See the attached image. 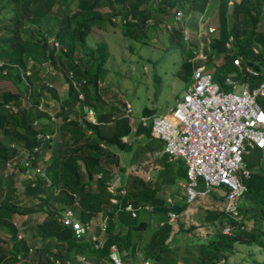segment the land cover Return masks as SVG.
Wrapping results in <instances>:
<instances>
[{"label": "trees", "instance_id": "1", "mask_svg": "<svg viewBox=\"0 0 264 264\" xmlns=\"http://www.w3.org/2000/svg\"><path fill=\"white\" fill-rule=\"evenodd\" d=\"M100 1L0 0V78L9 79L15 86V90L0 91V228L7 234L0 238V264H28L34 258L35 264H54L49 255L57 257L59 264H65V259H70V264H73L76 255L88 260L105 258L111 261V244L115 245L124 264H134L141 258L150 264H178L180 261L182 264H221V260L223 264H232L233 261L234 264H264V256L258 258L251 250L241 252L237 247L256 246L264 254V147L249 141L256 156L244 162L249 176L241 177L245 188L236 202L238 215L235 219L229 217L223 208L205 207L201 220L197 222L187 225L180 221L172 223L168 221L167 212L179 214L184 210L188 204L185 195L181 194L178 202L167 204L164 198L155 196L158 186L137 175L130 177L123 193L118 192V186L116 191L108 189L109 170L102 166L101 161L115 164L118 161L115 153L106 146L119 150L129 148L130 142L122 140V136H128L132 128L126 115L112 116L108 110L101 111L95 123L86 119L83 106L96 108L104 103L98 93V81L109 55L104 41L89 46L86 38L93 25L100 29H107V26L114 29L116 26L122 37L136 38L145 34L153 7L146 5L147 0H132L127 6L123 0H105L108 9L100 11L97 9ZM207 2L158 0L157 12L174 14L180 9L182 16L187 14L190 23L195 24ZM50 12L57 16L54 24L42 29L38 21ZM216 15L215 28L207 31L206 46L209 49L203 48L205 70L211 72L212 78L223 89L227 88L223 77L230 71H236L239 79L247 81L249 86L257 84L264 78V26H257L264 15V0H217ZM113 17L119 18L115 20ZM182 21L183 17L170 28V37L189 42V54L182 64L185 71L180 75L187 81L192 69L191 50L195 44L181 37ZM27 23L36 26L27 28ZM24 31L33 33L34 43L39 44L38 53L28 66L31 68L28 75L24 73L26 64L23 56L29 40L23 36ZM229 36L231 46L228 48L225 43ZM48 37H51V41ZM53 40L57 46L53 45ZM253 46L260 49L257 54L252 52ZM212 49L216 53L222 52L217 65L210 61ZM237 54L241 55L242 65L249 64L259 71L258 76L238 71V66L232 62ZM39 58H47L66 83L62 98L56 94L54 87H48L38 80L37 70L33 67L38 64ZM2 69L5 73L1 72ZM21 80H25L23 87L18 86ZM73 81L79 84L74 85ZM79 91L82 98L77 95ZM46 96L53 104L48 105L44 101L43 108H38L40 98ZM261 100L264 107V98ZM4 104L7 107H3ZM152 112L147 107L143 110L146 115ZM51 115L61 120L57 126V131L61 132L59 136L55 133L54 137L44 140L36 137V134L43 135L49 126L54 127L55 121L50 118ZM134 133L142 134L146 146H150L154 139L158 140L157 149L162 151L163 142L150 134L149 122L142 125L137 120ZM40 143L45 153L41 156V150L35 151L33 156L34 161L39 162L41 171L36 174L32 184L24 181L19 191L13 178L20 175L22 165L19 162L16 164V175L3 177L2 161L20 149L31 150L32 146ZM168 156L162 151L163 166L171 162ZM261 157V165L254 169ZM174 161L177 177L185 179L183 160L176 156ZM79 162L83 164V171ZM95 174L99 176L94 177ZM92 179L96 193L84 192ZM217 189L221 191L220 195H209L222 200V185L211 188L208 193ZM127 204L134 209V215L127 209ZM60 207L74 209L83 223L103 211L105 227L103 230L96 228L92 233L87 230L75 237L70 226L57 219ZM37 211H43L44 215L34 224L32 234L41 241L53 239V243L52 248H34L35 257L32 255L31 258L28 241L22 236L17 237L18 230L10 217L12 214L23 215L21 222L26 225L34 219L32 215ZM225 225L231 226V233L222 232ZM91 235L101 243L100 247L94 246ZM236 252H239V260L231 258Z\"/></svg>", "mask_w": 264, "mask_h": 264}, {"label": "built area", "instance_id": "2", "mask_svg": "<svg viewBox=\"0 0 264 264\" xmlns=\"http://www.w3.org/2000/svg\"><path fill=\"white\" fill-rule=\"evenodd\" d=\"M182 11L177 9L172 14L173 21H181ZM113 17L112 19H118ZM129 18V16H128ZM123 20V19H122ZM208 32L213 30L207 27ZM183 39L188 38L187 29L181 27ZM231 37L225 45L229 48ZM53 45L57 42L53 40ZM264 51V45L262 47ZM258 47H252V52L257 54ZM190 60L204 59L202 47H196ZM241 55L233 56V64L238 66L241 74L258 76L259 71L249 64H241ZM1 63V60H0ZM5 73V70H1ZM25 73H29L25 70ZM71 73L69 72V76ZM223 83L227 86L223 89L215 81L211 73L195 61L191 78L185 84L182 92L176 98L174 105L165 113H156L150 116V133L163 141L162 150L170 157L179 156L185 165V181L182 183L186 201H191L197 195L207 193L211 188L222 185L224 187L223 209L225 213L236 218L238 215L237 199L244 190L241 177L249 176V169L245 167L243 153L246 152L244 141L253 142L258 147H264V108L257 101L258 96L264 95V78L257 84L249 86L248 82L239 79L236 71H230L223 77ZM81 98V92H78ZM3 107H7L4 104ZM91 113L90 108H86ZM146 118L142 116L140 121L145 124ZM35 121H33L34 123ZM41 139L48 138L47 134H36ZM10 145H13L12 143ZM38 146H32L31 150H21L2 161L1 174L6 177L16 168L19 162L22 165L21 174L24 180L31 184L35 176L41 171V167L34 161L33 152ZM198 178L202 187L197 189ZM131 214L134 209L127 205ZM168 221L175 219V213L167 212ZM62 224L69 225L75 237L81 236L88 230V222L78 220L73 210L65 207L57 216ZM100 230L105 227L104 222L98 224ZM231 226L225 225L223 233H231ZM21 234H17L20 237ZM94 246L100 247L101 243L91 235ZM111 264H124L118 251L112 244L109 253ZM54 264H59L57 257L48 256ZM80 261L82 255H77ZM223 260H221V264ZM65 264H70L65 259ZM140 264H150L142 259Z\"/></svg>", "mask_w": 264, "mask_h": 264}, {"label": "rangeland", "instance_id": "3", "mask_svg": "<svg viewBox=\"0 0 264 264\" xmlns=\"http://www.w3.org/2000/svg\"><path fill=\"white\" fill-rule=\"evenodd\" d=\"M150 3H152V1ZM210 4L208 10L210 16L204 18V24L207 22L213 24L216 20L213 14L214 2L211 0ZM156 14H158V12H156L155 15ZM153 15L154 12L151 15L152 20L149 21L146 33L140 34L136 38L122 37L116 26L114 29L112 26H107V29H99L95 25L92 26L86 38L89 46L97 41H104L107 44L109 55L103 65L100 81L109 91H103V96L110 100L115 98L117 101L126 102L130 107L129 116L132 118L139 115L142 106L149 107L157 112L167 111L174 103L175 96L180 95L185 85V81L180 75L185 71L184 65L182 64L189 54V42L181 38L177 39L172 36L170 37L169 31L166 25H164L166 21H156ZM56 17L57 16L53 12L45 15L44 18H46L47 21L43 22L41 25L42 29L48 27L49 23L56 19ZM168 18L169 17H167V19ZM168 22L174 24L170 19ZM257 26L258 28L264 26V15L261 16ZM28 37L29 42L27 50L31 51L30 57H34L38 53L39 44L34 43V34H28ZM39 60L38 66H45L47 69H52L50 71V78L48 79L53 81L55 86L58 87V83L63 80L58 76L55 68L51 66L47 58H39ZM190 63L192 65L194 61ZM196 65L199 64L197 63ZM209 69L211 70V66ZM24 85L25 83L23 80L18 83L19 87H23ZM3 89L15 90V86L9 79L0 78V90ZM109 92L112 93L113 96H109ZM263 98L264 96H258L257 101L261 104V99ZM246 141L247 140L244 141V144ZM246 148L248 152L243 153V161L249 162L253 160L256 155L250 144L247 145ZM129 158H131V156ZM262 158L263 157L259 159V163L254 166V169H257L258 166L261 165ZM201 187L202 182L201 179L198 178L196 188L199 189ZM217 190L208 193V195L214 194L218 196ZM194 200L199 201V204H203L207 208L217 207V204L221 202L217 201V204H215V201L207 195H197ZM196 206V202H191L189 209L182 212L180 217H176L175 222L182 221L187 225L189 222L199 221L201 216ZM34 219H36L35 215ZM0 231L4 232L1 228ZM237 247L241 252L251 250L250 252L258 258L264 256L262 252L257 250L258 248H256V246L247 248L244 245H239ZM239 257V252H236L231 258L239 260ZM178 264H182V262L180 261ZM232 264H234V261ZM247 264L249 263L247 262Z\"/></svg>", "mask_w": 264, "mask_h": 264}, {"label": "crops", "instance_id": "4", "mask_svg": "<svg viewBox=\"0 0 264 264\" xmlns=\"http://www.w3.org/2000/svg\"><path fill=\"white\" fill-rule=\"evenodd\" d=\"M104 1L105 0H101L99 2L98 8H97L98 10L106 11L108 9V3L106 1L105 2ZM131 1L132 0H123L124 4L126 6ZM151 1H152V3H150ZM157 2H158V0H147L146 5L147 6L151 5L153 7L154 20H156V21L162 20V22L166 21L164 25H166L167 30L169 31V36H170V28L175 24L176 21H173L172 14H170V13L167 14V13H161V12L158 11V14L155 15V13L157 12ZM212 2H214V13L213 14H214L215 19H216L217 18V15H216V3H217V0H212ZM210 3H211V0H208L204 12L197 18L195 24L190 23V21H189L190 17L187 14L183 16L182 26H184L187 29V31H188V38L187 39L193 41V43L195 44L191 51H193L194 49H196V47H199V46L202 47V48L209 49L206 46L207 39H208L207 27L208 26H212L213 29H214L215 28L214 26L216 24V20H215V22L213 24L211 22H207V23L204 24L203 21H205V19H204L205 17H209L210 16V12L208 11L209 10V6L211 5ZM119 5H121V3L117 4L118 7H119ZM167 17H169V18L167 19ZM169 19L172 20L174 24L169 23L168 22ZM151 20H152V17H149L147 19L148 22L151 21ZM45 21H47V19L42 17L40 19V21H38V23L40 25H42L43 22H45ZM54 21L55 20H52L49 23L48 27L52 26L54 24ZM26 25H27V28L28 27H32V26H36L35 24H32V23H27ZM48 27H46V28H48ZM31 34H33V33H31ZM23 36L25 38H28V40H29L28 32L24 31L23 32ZM181 37H182V35H181ZM48 39L51 41V37L50 38L48 37ZM30 54H31V51L26 50L25 53H24V56H23L24 57V62L26 64L25 69L29 71L28 74L31 73V68L28 67V66L31 65L32 60H33V57H30ZM210 55L212 57V58L210 57L211 58V62H213L215 65L220 63L219 61H221L222 52H217L216 53L214 51V49H212V52H211ZM197 60H199L201 62H199ZM197 60H194L196 62L195 64H197V63L201 64L204 67V69H205V63H204L205 58L204 59H197ZM33 68H35L37 70L36 71V75L38 76V80L41 83H44V85H46L48 87H54V89L56 90V94H58L59 98H62L63 96H65L66 83L64 81L59 82L58 83V87H56L54 82L50 81V79H48V78H50V71L52 69H47V67L45 68V66L44 67H40V66H38V64H36ZM192 68H193V64H192ZM207 71H209V70H207ZM24 73H25V70H24ZM191 73H192V69H191ZM25 74H27V73H25ZM190 78H191V74L189 75L188 80L185 81V84L190 80ZM32 79L34 80V77ZM80 81H83V79H81ZM24 82H25V80H24ZM73 82H74V85H78L79 84L78 81H73ZM98 82H99V92L98 93L100 94V96L103 99L104 103H103L102 107L101 106H99V107L97 106L96 108L89 107V106H83L82 107L83 108L82 111L84 113H86V119L90 120L93 123H95L96 122V116L101 111L108 110V111L112 112V116L114 114L115 115L116 114H124V115H126L127 118H128V122H129V124H131V128H132L131 132H130V134L128 136H126V135L122 136V140H124V141L128 140L130 142L129 148H127L125 150H119V149H114L111 146H106L109 150H111L112 152L115 153V156H116L117 161H118L117 164L109 163V162H106V161H101L102 166L109 170V179H108L109 185H108V189L111 190V191H116L115 190L116 186H118V187H120L118 189V192L119 193H123L124 187H125V185H128L130 177L132 175H135V176L137 175L140 178H142L143 180H146L149 183H152L156 187L158 186L157 187V191L155 193L156 197L164 198L165 202L167 204H171L173 202H178L179 201V197L181 196V194L185 195L184 188H183V185H182V183L185 181V179H181V178L177 177V175H176L177 174L176 173L177 169H176V164H175V161H174V157L168 156V158H169V160L171 162L166 164V166H163L162 165V161H161V154H162L163 150L161 151V150L157 149L158 140L154 139L152 141V143L150 144V146L149 145L146 146L145 145L146 140L144 138H142V134L141 133H134L133 134V128H134L137 120L142 125H147L148 122L150 123V116L152 114L167 112L174 105L175 100H176V98L179 95L175 96L174 103L172 104L171 107L168 108L167 111L157 112L154 109H151L153 112L150 115H146V114H143V110L146 107L142 106L140 108L139 115L137 117L132 118V117L129 116L130 107L128 106V104L126 102H124V101H119V100L117 101L115 98L113 100L112 99L110 100V99L106 98L105 96H103V91H109V90H108L107 87H105L101 83L100 76H99V81ZM79 92H81V91H79ZM109 96H113V94L110 93ZM48 98H49L48 96H46L45 98H43V97L40 98V101L38 102L37 107L38 108H43L44 101H47L48 105H52L53 101L51 99H48ZM86 108H90L91 109V113H88ZM147 108H149V107H147ZM142 116H144L146 118L145 119L146 120L145 124H143L140 121V118ZM50 118L54 119L53 115H51ZM54 121H55V124H54L55 126L53 128L49 126L44 131V134L48 135V139H50L51 137H54L55 133L58 136L61 133L60 131H57V126L60 124L61 120L57 118V119H54ZM153 137H155V136H153ZM155 138H158V137H155ZM42 140H44V139H42ZM160 141H162V140L160 139ZM246 144H250V146L253 145L249 141ZM34 146H38V150L37 151L41 150V153H42L41 156L45 153L44 146L41 148V143L38 144V145H34ZM246 152H248V149H247ZM130 156H131V158H129ZM36 163H38V165H39V162L36 161ZM79 164H80V169L83 171V164L81 162H79ZM15 171H16V168L13 169L12 172L10 174H8V176L16 175ZM97 176H99V174H95L94 177H97ZM13 180H14V185H15L16 189L20 191L22 189L23 182L26 181L22 177L21 170H20V175H16L15 178H13ZM22 180H23V182H22ZM94 182H95L94 179L90 180L89 183L85 186L84 192H89V193H92V194L96 193V188H95V183ZM208 192L203 194V196L207 195L208 197H211V195H208ZM217 192H218V195H220L221 191L217 190ZM200 196H202V195H200ZM211 198L215 201V204H217L216 203L217 201H219V202L221 201L220 204H217L218 205L217 207H212V208H219V209L223 208L224 198H222V200H218V199H216L214 197H211ZM194 199L195 198H193L191 201H186V199H185V201L188 202V204H187L186 208L184 210H182L179 214H176L174 211H172V212L175 213V218L176 217H180V215H182V212H184L185 210L189 209V205H190L191 202H193V203L196 202L197 211H199V214L201 216L199 218V220H201V218L203 216V212H204L203 208H205V206L203 204L202 205L199 204V201H195ZM127 205H130V204H127ZM145 207L146 208H150L149 205H145ZM64 208L65 207H60V212ZM69 208H71V207H69ZM72 210H73V213H74L75 217L78 219L76 211L74 209H72ZM34 215H35L36 219H32L31 222L29 224H26V225H23L22 222H21V220L24 217L23 215L12 214L11 217H10L12 222L14 223V225L16 226V228L18 230L17 234H21V236L24 237L28 241V244H29V247H30L29 252H30V257L31 258H32V255H33L34 248L39 247V246L41 248H49V247L52 248V243H53V239H44L43 241H41L36 235L33 236L32 233H33V230H34V224L42 219V217L44 215V212L43 211H37L32 216H34ZM103 215H104V212L103 211H99L89 221H87L88 224H89L88 230H90V233L95 232L94 230L96 228H99L98 224L100 222H102ZM170 222L175 223V219L173 221H170ZM180 222H182V221H180ZM0 233H1L0 234V238H2V237L7 235L5 231L4 232L0 231ZM175 236H176L177 239H181V237L179 235H175ZM33 256L35 257V255H33ZM76 256L73 257V259H74L73 264H111V261H108L105 258H101L98 261H94V260H88L87 258L84 257V259L82 261H80V260H78L76 258ZM70 262H71V260H70ZM140 262L141 261L136 262L134 264H140ZM28 264H35V258L32 261H30Z\"/></svg>", "mask_w": 264, "mask_h": 264}, {"label": "snow or ice", "instance_id": "5", "mask_svg": "<svg viewBox=\"0 0 264 264\" xmlns=\"http://www.w3.org/2000/svg\"><path fill=\"white\" fill-rule=\"evenodd\" d=\"M262 118H264V117H262Z\"/></svg>", "mask_w": 264, "mask_h": 264}]
</instances>
